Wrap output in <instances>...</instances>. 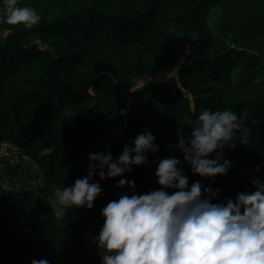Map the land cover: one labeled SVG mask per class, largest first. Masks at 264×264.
Masks as SVG:
<instances>
[{
    "label": "trees",
    "instance_id": "1",
    "mask_svg": "<svg viewBox=\"0 0 264 264\" xmlns=\"http://www.w3.org/2000/svg\"><path fill=\"white\" fill-rule=\"evenodd\" d=\"M41 21L31 29L4 23L0 14V150L20 149L37 169L39 185L22 164L0 160L9 184L0 185V264H101L92 237L104 223L101 210L120 194L121 178L135 191L158 189L154 160L183 156L177 128L201 109L245 112L252 142L224 149L234 167L213 179L183 167L189 183L220 189L222 203L264 182V0H20ZM178 65V80L143 77ZM237 70L240 73L234 75ZM121 86L131 87L126 126ZM91 88V90H89ZM148 128L160 151L150 167L99 181L102 196L91 210L73 207L60 224L47 203L87 174L88 154L108 147L117 159L125 144ZM111 142V143H110ZM134 146V145H132ZM261 166L256 173L254 166ZM173 190H169L171 192Z\"/></svg>",
    "mask_w": 264,
    "mask_h": 264
},
{
    "label": "clouds",
    "instance_id": "2",
    "mask_svg": "<svg viewBox=\"0 0 264 264\" xmlns=\"http://www.w3.org/2000/svg\"><path fill=\"white\" fill-rule=\"evenodd\" d=\"M0 14L7 25L25 29L41 21L39 12L21 6L20 0H0ZM248 121L244 111L238 115L231 108H204L189 126L190 134L180 123L178 142L167 147L180 151L194 175L210 180L227 175L234 165L225 158L224 149L252 142ZM155 140L146 127L124 145L117 159L111 153L88 154L85 176L70 186H53L47 203L54 222L62 223L73 207L93 209L102 196L96 175L103 181L123 177L137 166L150 167L148 154L160 151ZM151 163L156 164L158 189L138 194L133 180L121 178L115 187L127 186L131 194H120L101 210L104 223L92 237L101 264H264V182L259 176L251 181L254 191L213 203L220 189L200 181L190 184L181 159L169 156ZM254 170L260 173L261 166L255 165ZM31 264L50 262L33 259Z\"/></svg>",
    "mask_w": 264,
    "mask_h": 264
},
{
    "label": "rangeland",
    "instance_id": "3",
    "mask_svg": "<svg viewBox=\"0 0 264 264\" xmlns=\"http://www.w3.org/2000/svg\"><path fill=\"white\" fill-rule=\"evenodd\" d=\"M178 69H179L178 65L164 68L163 70H161L160 72L154 75H151L149 77L148 76L143 77L136 84L140 85L146 80L159 82L161 80L170 77H172L175 80H178ZM238 72L240 73V70H237L234 75L238 74ZM101 152L108 154V147L103 149ZM0 160L13 161L14 163L22 164L26 168L28 173H30L29 175L31 176V179L28 183L25 184V187L31 188L39 185V179L36 177L39 175L37 169L35 168L33 163H31L28 159L25 158L23 152L20 149L14 148L13 146H10L8 144L4 145L0 150ZM0 185H2L5 189L9 188V184L6 181L4 175V169L2 163H0Z\"/></svg>",
    "mask_w": 264,
    "mask_h": 264
},
{
    "label": "built area",
    "instance_id": "4",
    "mask_svg": "<svg viewBox=\"0 0 264 264\" xmlns=\"http://www.w3.org/2000/svg\"><path fill=\"white\" fill-rule=\"evenodd\" d=\"M131 87L121 86V100L124 103L123 118L120 123V127L123 128L128 123V118L131 111V99L129 96V91ZM109 153V150H108Z\"/></svg>",
    "mask_w": 264,
    "mask_h": 264
}]
</instances>
